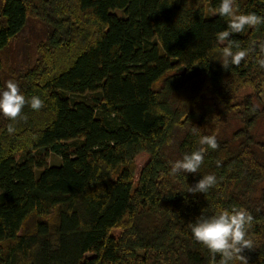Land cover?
<instances>
[{"label": "trees", "instance_id": "16d2710c", "mask_svg": "<svg viewBox=\"0 0 264 264\" xmlns=\"http://www.w3.org/2000/svg\"><path fill=\"white\" fill-rule=\"evenodd\" d=\"M220 3L0 0V54L29 19L47 30L13 73L44 107L0 114V264H219L189 225L233 209L253 217L248 264H264V23L229 37L248 55L224 69ZM235 6L264 16V0ZM201 148L197 174L171 173ZM209 174L207 193L185 191Z\"/></svg>", "mask_w": 264, "mask_h": 264}, {"label": "clouds", "instance_id": "9594fccd", "mask_svg": "<svg viewBox=\"0 0 264 264\" xmlns=\"http://www.w3.org/2000/svg\"><path fill=\"white\" fill-rule=\"evenodd\" d=\"M236 0H221L217 9L220 17H228V25L225 31L217 34L219 44L225 45L222 49L221 65L228 69L230 65L239 66L248 52L246 50L233 51V47H238L229 39L232 34H239L246 28H253L264 23V16L256 13L238 14L235 6ZM260 50L264 53V44L260 45ZM258 64L264 68V59H259ZM26 104H30L31 109L39 111L44 107V102L36 96L31 97L30 101L20 92L19 85L13 81L6 82L5 89L0 91V114L10 121H15L21 117ZM9 132L13 128L9 126ZM193 133L196 129H192ZM200 144L207 148L216 150L218 142L215 136L205 135L200 137ZM205 149L201 148L190 154L186 153L182 159L175 161L171 167L173 175L180 172L197 174L204 162ZM216 184L214 175L203 176L195 185L188 186L185 190L195 195L196 193H207ZM253 217L246 210L233 209L224 210L217 215L206 217L201 215L189 227L193 238L202 244L210 253L213 262L219 256V264H248V259L243 255L244 251L252 250L253 242L248 238V229L251 226Z\"/></svg>", "mask_w": 264, "mask_h": 264}, {"label": "rangeland", "instance_id": "374dc122", "mask_svg": "<svg viewBox=\"0 0 264 264\" xmlns=\"http://www.w3.org/2000/svg\"><path fill=\"white\" fill-rule=\"evenodd\" d=\"M64 31L67 32V27L64 29ZM46 32V25L42 21L38 19H29V24L25 31L19 37H17L5 51L0 54V65L2 68L1 79L5 86L8 80H14V72L17 73L20 70H23L28 64L33 62L32 60H25V53H31L34 55L38 42L45 38ZM174 72L175 71H171L167 75ZM92 96L93 94H87L85 97L89 101H92ZM263 123L261 129L264 133ZM145 160L146 156L139 159L140 163H143ZM59 162L60 157L52 153L49 157V163L55 164ZM30 220L32 221V219ZM31 221L28 222V227H30V229L33 227Z\"/></svg>", "mask_w": 264, "mask_h": 264}]
</instances>
